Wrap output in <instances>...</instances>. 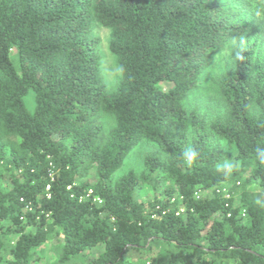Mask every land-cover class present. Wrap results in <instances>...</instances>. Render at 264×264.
<instances>
[{
  "label": "trees",
  "instance_id": "obj_1",
  "mask_svg": "<svg viewBox=\"0 0 264 264\" xmlns=\"http://www.w3.org/2000/svg\"><path fill=\"white\" fill-rule=\"evenodd\" d=\"M231 41L208 118L183 100ZM143 139L156 150L142 170L111 180ZM77 255L264 264V0H0V264Z\"/></svg>",
  "mask_w": 264,
  "mask_h": 264
},
{
  "label": "rangeland",
  "instance_id": "obj_2",
  "mask_svg": "<svg viewBox=\"0 0 264 264\" xmlns=\"http://www.w3.org/2000/svg\"><path fill=\"white\" fill-rule=\"evenodd\" d=\"M95 34L99 37V51L101 54V74L106 82L108 90L115 88L117 82L120 79V69L116 62V58L109 51L108 48V30L105 28L98 27L95 30ZM234 41L229 42L220 52L215 53L211 58L208 69L204 72L205 74L201 77V81L198 85L188 92L187 96L183 100L184 105L189 108H196L199 112L206 114V116L212 117L214 114L220 111L221 103L216 93V88L212 80L218 77L221 73L227 70L229 67L233 52H234ZM33 95L30 93L25 97V102L29 109L33 107ZM107 126L112 125V119L108 118ZM156 150L154 143L140 140L134 144L125 156L122 164L117 168L111 175V180H116L129 170L140 172L142 170L144 157L147 154L152 153ZM149 195L148 188L144 187L139 191V196L145 199ZM52 243H55L53 240ZM103 245H98L92 248L93 254H98L102 251ZM41 250L39 251V253ZM43 259L51 261L55 255L54 244H47L43 248ZM83 260L82 256H75L67 264L74 262H80Z\"/></svg>",
  "mask_w": 264,
  "mask_h": 264
},
{
  "label": "built area",
  "instance_id": "obj_3",
  "mask_svg": "<svg viewBox=\"0 0 264 264\" xmlns=\"http://www.w3.org/2000/svg\"><path fill=\"white\" fill-rule=\"evenodd\" d=\"M217 192H222L225 194V196L228 198L230 195L227 193V189L226 187H220L218 189H216ZM90 193V191H89ZM89 193L87 194V196L89 195ZM209 190H204V189H198L194 192V198L196 199H200L202 198L204 195L208 194ZM174 200V198H172V201ZM184 211V207L180 206L177 210L176 213H182Z\"/></svg>",
  "mask_w": 264,
  "mask_h": 264
}]
</instances>
